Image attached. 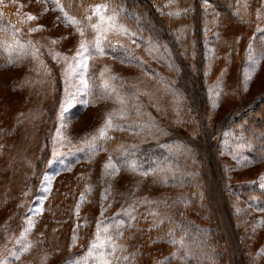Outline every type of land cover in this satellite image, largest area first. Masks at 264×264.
Returning <instances> with one entry per match:
<instances>
[{
    "label": "rangeland",
    "instance_id": "374dc122",
    "mask_svg": "<svg viewBox=\"0 0 264 264\" xmlns=\"http://www.w3.org/2000/svg\"><path fill=\"white\" fill-rule=\"evenodd\" d=\"M165 3L0 0V264H264V0Z\"/></svg>",
    "mask_w": 264,
    "mask_h": 264
},
{
    "label": "trees",
    "instance_id": "16d2710c",
    "mask_svg": "<svg viewBox=\"0 0 264 264\" xmlns=\"http://www.w3.org/2000/svg\"><path fill=\"white\" fill-rule=\"evenodd\" d=\"M101 1V0H65L66 8H74V13H77L81 8L90 4L92 2ZM166 0H121L122 5L126 8V10L132 15L130 19V23L133 27L136 26L135 21L139 20L141 25L143 26V32L145 35L154 36L158 35L162 40H166L167 36L172 34L176 36L175 29V19L171 15H168L165 11H163V6L166 4ZM191 3V5L196 8L198 11V21L200 26H203L205 23V18L212 14V10H208L205 8L207 4H210L214 7V11H216L220 15H225L230 20H234V14H232L233 10L237 8L240 0H187ZM165 3V4H164ZM207 9V10H206ZM190 13V12H189ZM187 15L188 12L186 13ZM186 17V16H185ZM189 18V17H188ZM194 19V18H193ZM137 29V28H135ZM175 29V30H174ZM161 32V33H160ZM158 40V39H157ZM169 41V40H167ZM175 41V38H174ZM161 43V42H160ZM168 43V42H167ZM251 103V102H250ZM249 108L242 111V114L233 119V123L230 125L231 127L238 128L243 127L247 132L244 136H248L249 134L255 135H264V95L260 97L257 101H255L252 105L248 106ZM239 133V131H238ZM246 194V193H245ZM247 195V194H246ZM248 196V195H247ZM204 236L209 239L208 248H219L217 240H213L216 236L213 229H204ZM179 236L183 235V240H189L193 238L195 235L193 232H180L177 231ZM196 241H199V238H196ZM219 252H213L210 256L211 258L216 256ZM209 252H207L206 256H209ZM220 257V253L216 256Z\"/></svg>",
    "mask_w": 264,
    "mask_h": 264
},
{
    "label": "snow or ice",
    "instance_id": "6c2138e0",
    "mask_svg": "<svg viewBox=\"0 0 264 264\" xmlns=\"http://www.w3.org/2000/svg\"><path fill=\"white\" fill-rule=\"evenodd\" d=\"M105 6H102V5H97L96 6V14L97 15H100V9L101 8H104ZM29 19H34V17H32L30 14H29V17H28ZM89 19H91V17H89ZM104 19V17L101 15V20H103ZM109 20H111L112 18H108ZM92 27H96V25H92ZM82 47H83V45H81ZM101 134H103V133H101Z\"/></svg>",
    "mask_w": 264,
    "mask_h": 264
}]
</instances>
